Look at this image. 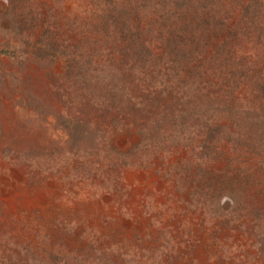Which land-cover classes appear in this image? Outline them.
Listing matches in <instances>:
<instances>
[{
	"label": "rangeland",
	"instance_id": "obj_1",
	"mask_svg": "<svg viewBox=\"0 0 264 264\" xmlns=\"http://www.w3.org/2000/svg\"><path fill=\"white\" fill-rule=\"evenodd\" d=\"M139 1L0 0V264H264V0H177L232 29L188 83L209 96L167 81L201 79L157 40L125 80L139 105L101 112L122 81L104 16ZM173 1L135 23L157 37ZM164 89L185 98L157 110Z\"/></svg>",
	"mask_w": 264,
	"mask_h": 264
},
{
	"label": "trees",
	"instance_id": "obj_2",
	"mask_svg": "<svg viewBox=\"0 0 264 264\" xmlns=\"http://www.w3.org/2000/svg\"><path fill=\"white\" fill-rule=\"evenodd\" d=\"M154 1L155 0H142L135 4L132 3L129 5V7H126L125 13H122L123 10L115 13L116 9H114L104 16V26L108 29H114L116 31L113 34V40L115 41L113 44L116 47L114 53H112L111 61L113 63L112 68L119 69V73L117 74H119L122 81L118 78L116 82L114 81L115 83H105L108 84V86L109 84L112 86L111 92L114 91V93L108 97L105 95V93L103 95L100 93V95L99 91H95L96 88L94 89L93 95L97 100L96 106H99L98 109L101 112L110 111L113 104H116L118 108H122L123 112H125L126 109L133 110L134 106L139 105V103H134L136 99L132 95L131 90H129V87L125 86L127 85L125 80L133 78L135 81L134 89L138 87L136 83L139 80L145 81V79H143V74L140 72V67L144 63H149L155 58L152 42H157V40H159L162 50L165 46V52L166 50L174 52L176 53V56L182 59V61L185 60L187 65H193L194 67L190 68L189 70L194 72L195 76L201 79V82L197 79L193 81V78L187 80V78L182 76L183 74L180 73L181 70L176 69V72L170 70V72L164 74V76L167 78V81L171 84V82L174 83L173 81L178 79L179 82L176 83L182 84L184 88L187 86L189 89L186 90L187 94H191L193 92L194 97L197 96L198 98H204L209 96L207 94V90L200 88L199 85L200 83L204 84L202 83V80L206 79L209 72L212 71L211 64L216 62L217 51H215L214 48H222L223 50L226 49L228 45V34L229 31H232V29L228 28V22L221 17H211V9H213L214 5L210 3L203 5L199 3L196 4V2L191 1L190 3L184 1L181 3L177 0H174L172 2L173 4H168L169 9L166 11L168 12L167 15L164 13V15L159 16L158 12L161 10L156 11L155 17L158 16V18L153 22L161 25L163 31L161 34H158V36L155 37L153 34H148L149 32L151 33L150 29H145L143 31L142 28H140L141 22L140 24L139 22L135 23L137 19L139 21L142 19L150 21V11L152 9L162 7L165 3L164 0H160L159 2ZM189 10H193L196 14H198V11L199 13H202L200 11L202 10L204 15H188ZM179 11L180 13L177 14ZM151 27L153 28V25L150 23L149 28ZM107 32L109 31L105 29L104 34H107L106 37L108 38V35L110 34ZM7 49V45L2 47L0 44V53L7 52ZM170 55L174 54L170 53ZM209 55L210 57H208ZM209 59L211 60L210 62H208ZM178 61V58H174L173 63ZM153 74L154 73H151V75ZM93 77L94 76L92 75V77L89 79L90 82L92 79H94ZM140 77L141 79H139ZM194 82H199V85L196 87V89L190 90L191 86H189L188 83L192 84V86H195ZM140 87L142 91L146 93L147 88L143 85H140ZM135 90L137 91V89ZM177 91H179V89H177ZM177 91H172L165 94L166 90L164 89L162 90V92H164L163 94L160 93L158 94L159 96L155 97L154 94L147 93L150 100L146 101L149 102L152 107L159 110L160 107L157 105H159L158 100L160 99L161 95H166L168 98L171 97L174 103L179 99L182 100V98H185L184 94L182 97L177 98V96L180 95V93ZM147 94L144 96L146 99ZM174 103H170V105L172 106ZM37 104L38 101L36 99H33L30 103L32 106H36ZM39 111L43 115H46L49 112L47 109H40Z\"/></svg>",
	"mask_w": 264,
	"mask_h": 264
}]
</instances>
